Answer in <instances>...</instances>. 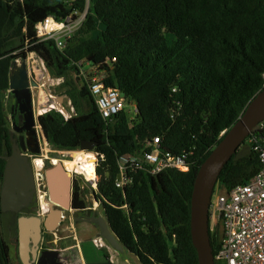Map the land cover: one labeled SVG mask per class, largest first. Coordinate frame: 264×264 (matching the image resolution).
I'll use <instances>...</instances> for the list:
<instances>
[{
	"label": "trees",
	"instance_id": "16d2710c",
	"mask_svg": "<svg viewBox=\"0 0 264 264\" xmlns=\"http://www.w3.org/2000/svg\"><path fill=\"white\" fill-rule=\"evenodd\" d=\"M85 5L86 0H0V181L1 155L11 146L1 104L11 64L34 53L64 78L68 71L78 73L79 62L94 66L105 74V87L135 101L131 123L125 110L106 123L84 83L78 93L85 104L81 113L64 120L50 107L38 113L37 122L57 150L96 143L93 149L104 156L95 167L97 197L111 231L140 264H198L189 226L193 182L247 103L264 90V2L89 0L81 31L64 49L37 38L35 26L47 16L64 19ZM153 135L161 137L165 150L191 152L189 169L138 171L124 190L116 188L117 156L138 150ZM248 138L222 168L216 182L222 190L259 171ZM221 235L219 224L209 226L213 255ZM13 254L0 231V264H11Z\"/></svg>",
	"mask_w": 264,
	"mask_h": 264
},
{
	"label": "built area",
	"instance_id": "2783aa9c",
	"mask_svg": "<svg viewBox=\"0 0 264 264\" xmlns=\"http://www.w3.org/2000/svg\"><path fill=\"white\" fill-rule=\"evenodd\" d=\"M86 9L87 7L83 12L71 13L64 19L46 17L35 27L37 38L52 39L59 50L64 49L69 40L81 31ZM82 64V62L78 63V74L93 97L103 120L109 123L115 115L125 110L127 121L131 123L138 112L135 101L127 99L126 104L127 97L123 96L119 89L105 87L102 78L95 75L96 67L89 66L88 72L84 73ZM262 79L264 86V73ZM74 116L75 113H71L63 117L67 120ZM248 143L258 155L259 171L248 182L235 185L227 191L216 188L210 199V229L213 230L219 224L222 232L219 248L213 255L215 264H264V121L252 130ZM94 152L92 151L95 156V174V167L104 156L95 150ZM190 155L191 152L172 153L165 150L159 135L150 136L144 140L138 150L117 156L118 172L114 185L124 190L132 182L133 174L138 171H145L151 175L166 169L187 171ZM70 172L84 178L82 174L75 172V169H71ZM85 181L90 183L91 180L85 179ZM90 186V189L97 193V183L94 181ZM100 204V199H96L93 207L96 208ZM121 208L127 210V205L123 204ZM93 242L98 248L105 245L101 239H94Z\"/></svg>",
	"mask_w": 264,
	"mask_h": 264
},
{
	"label": "water",
	"instance_id": "95a60500",
	"mask_svg": "<svg viewBox=\"0 0 264 264\" xmlns=\"http://www.w3.org/2000/svg\"><path fill=\"white\" fill-rule=\"evenodd\" d=\"M9 74V88L15 97L19 111L23 114L24 125L22 129H33L35 125L32 107L31 88H36L37 83L29 79L28 70L24 61L16 66L11 64ZM124 96V93H121ZM60 100V99H59ZM128 100L126 98L125 103ZM66 115V112H64ZM264 120V90L257 93L245 106L237 121L224 133L220 142L212 149L209 155L200 165L193 182L190 199V237L191 243L197 253L198 264H215L209 239V203L217 178L231 156L244 142L252 129ZM96 145L93 141H81L79 148L92 150ZM53 146V145H52ZM59 158V155L56 154ZM44 180L48 189L47 198L43 203L47 206L44 219L39 216H21L18 218V251L20 259L24 264H31L36 259L37 250L41 239V227L48 231L57 228L63 217V210L70 207V177L58 162L56 164L45 163ZM26 169L24 159L14 158L9 168V176L13 173L16 181L10 182V192L4 208L7 210H20L15 202L20 190L17 187L18 180ZM71 176V175H70ZM45 187V189H46ZM4 209V210H5ZM100 231L95 239H101L105 244L111 246L116 252H123L124 247L116 235L109 228L105 218L97 219ZM56 256L55 250L45 249L37 264H43L47 256Z\"/></svg>",
	"mask_w": 264,
	"mask_h": 264
},
{
	"label": "flooded vegetation",
	"instance_id": "af4514ba",
	"mask_svg": "<svg viewBox=\"0 0 264 264\" xmlns=\"http://www.w3.org/2000/svg\"><path fill=\"white\" fill-rule=\"evenodd\" d=\"M14 101L10 105L9 116L4 115L5 127L8 129L9 137L11 140L10 149H7L1 156L5 160V170L0 181V231L5 240H7L14 250V254L11 255V264H24L20 259V256L15 254V248L17 249L18 244V229L17 223L18 218L21 216H41L43 220L44 215H41L39 208L41 206V211L46 212V207L42 203L44 197L48 196V189L45 184L44 175L48 167L45 163L50 162V158L54 157L57 152H53L52 144L49 141H43L44 145L48 146L49 155L43 154V148L40 143V136L38 130L36 129V115L35 125L33 129H22L24 125L23 114L19 111L18 105L16 103L15 97L11 94ZM33 107V105H32ZM34 112V111H33ZM81 149L71 150L72 153L78 152ZM71 153V154H72ZM41 156L42 160L38 164V159L34 157ZM24 159L26 163V169L22 177L18 180L17 187L20 190V193L17 194L16 199L19 202H15L18 206H21L20 210H7L4 208L8 199V194L10 192V182L13 184V181H16L14 174L12 173L9 176V168L12 166L14 158ZM59 159H52V163L62 162V156L59 154ZM75 164V163H74ZM73 164V165H74ZM72 165V166H73ZM37 166V167H36ZM67 172L71 170L66 168ZM77 170V167H76ZM73 171V170H72ZM68 172V173H69ZM70 177V207L63 210L62 220L59 222L56 229L53 231H48L45 227H41V239L39 247L36 254V259L31 264H37L41 258V253L45 249L56 250L54 248L45 247L46 243L55 240H62L66 238H73L74 230L76 227L79 228L80 225L89 226V230L94 231V233H99L100 228L97 223L99 217L104 216L103 207L99 206L98 208L93 207V202L96 199V194L85 184L78 183V193L77 198L80 200L78 205L73 203L76 193V181L78 182L76 175H69ZM46 187V189H45ZM5 209V210H4ZM79 226V227H78ZM72 228H75L72 230ZM60 230H63L61 232ZM88 233V232H87ZM60 234V235H59ZM83 234V237L86 235V232L80 233ZM14 238L16 240V245L11 243L10 239ZM55 239V240H53ZM61 252L57 253L56 256H47L43 264H62L60 261ZM17 259L18 262H15Z\"/></svg>",
	"mask_w": 264,
	"mask_h": 264
},
{
	"label": "rangeland",
	"instance_id": "374dc122",
	"mask_svg": "<svg viewBox=\"0 0 264 264\" xmlns=\"http://www.w3.org/2000/svg\"><path fill=\"white\" fill-rule=\"evenodd\" d=\"M171 38L172 37H170V40ZM22 61H24L26 64L29 79L37 83L36 88H33V87L31 88L33 111L36 116L39 113L40 105H43V110L49 109L50 107H54L55 109H58L60 111L62 110L60 113L67 112V114H71V113L78 114L84 110L85 104L79 98V95H78L79 90L81 86L83 85V80L81 76H79V74L75 72V70L68 71L66 73V78L62 76H56L53 74L52 71H50L45 66L42 59L37 57L34 53H29L25 60H21V59L16 60L15 64L19 67ZM82 70L84 73L88 72V67L82 66ZM47 74L49 75V77H47ZM95 75L99 78H103L105 74L102 72H98V73L96 72ZM11 94L12 93L9 90H6L1 94V104H2V109H3V113L5 116H9L10 105L14 101ZM56 98H59V99L62 98V99H60V102H58ZM47 101L49 102L47 103ZM36 125H37L36 129L38 130V133L40 136L41 147L43 148V151L41 152L45 155H49L50 153L48 151V146L44 145V142H43L45 139L44 138L45 134L43 133V130L39 128L40 124L38 122L36 123ZM82 150L85 153L88 151L94 152L93 149L92 150L82 149ZM84 152L78 151V152H74L71 154L72 156L75 157L74 163H78L80 158L81 157L83 158L85 156ZM76 156H81V157L76 159ZM34 158L39 160L41 156H36ZM39 163L40 161H38V164ZM63 167L66 168L64 163H63ZM77 169H78L77 170L78 172H82L83 174H85V172L81 170V167H79V165ZM72 175H75V174L72 173ZM76 176H77L78 182L77 181L75 182L76 183V193H75V198H74L73 203L80 205L79 204L80 200L77 198L78 186H79L78 183L79 184L83 183L89 188H91L90 183H93L94 181L97 183V181L99 180V176L96 174V172L95 174L93 172V175L89 176L91 180L90 183L89 181H85V179L81 175H76ZM215 187L218 188V190L221 189L219 185H216ZM39 211H40V208H39ZM74 229L75 228H72V230ZM60 231L63 232V230H60ZM10 241L13 244L16 243V240L14 238H11ZM73 243H75L73 238H66L64 239V241H60V240L52 241L51 240L50 242L46 243L45 247L55 248V249H65V247H69L70 245L72 246ZM65 251L57 250L56 252L60 253V252H65ZM127 256L133 264H140L135 255L127 252ZM15 262H18L17 259Z\"/></svg>",
	"mask_w": 264,
	"mask_h": 264
},
{
	"label": "crops",
	"instance_id": "0c3cea01",
	"mask_svg": "<svg viewBox=\"0 0 264 264\" xmlns=\"http://www.w3.org/2000/svg\"><path fill=\"white\" fill-rule=\"evenodd\" d=\"M83 232H86L84 237L83 234L80 235ZM97 235L98 233L89 230V226L87 225H80L79 228L76 227L73 234L75 243L72 246L65 247V249H56V251L66 250L65 252H61L63 254H60V262L62 264H133L127 256L126 249H123V252L119 253L111 246L96 247L92 239ZM60 241H64V239ZM14 244L16 245V243ZM16 246L15 254L17 252L19 255L18 244Z\"/></svg>",
	"mask_w": 264,
	"mask_h": 264
},
{
	"label": "bare ground",
	"instance_id": "6f19581e",
	"mask_svg": "<svg viewBox=\"0 0 264 264\" xmlns=\"http://www.w3.org/2000/svg\"><path fill=\"white\" fill-rule=\"evenodd\" d=\"M56 99H57L58 102H60L59 98H56ZM42 109H43V105H40L39 112ZM36 120H37V116H36ZM80 151L81 152H84L83 150H80ZM71 153H72L71 150H60L59 151V154H61V156H62V162L64 163L65 167L68 168V169H70L71 165L74 164V160H75V157L72 156ZM80 157L81 156H76V159L77 158H80ZM94 157H95L94 156V153L89 152V151L86 152L85 153V156L83 158L81 157L80 160L78 161V163H75L71 167V169H75V172L81 173L84 176L85 179L90 180L89 176H92L93 175V172H94ZM39 161H41V160H39ZM41 164H42V162H41ZM37 165H39V164H37ZM78 165H79V167H81V170H83L85 172V174H83L82 172H78L77 171L78 169L76 170V166L78 167ZM62 167H63V165H62ZM66 168L63 167V169H64L65 172H67L65 170ZM45 207L46 206L44 205V208Z\"/></svg>",
	"mask_w": 264,
	"mask_h": 264
},
{
	"label": "clouds",
	"instance_id": "9594fccd",
	"mask_svg": "<svg viewBox=\"0 0 264 264\" xmlns=\"http://www.w3.org/2000/svg\"><path fill=\"white\" fill-rule=\"evenodd\" d=\"M87 1H88V2H87ZM86 7H87V9H86V13H87L88 8H89V0H86L85 8H86ZM85 8H84V9H85ZM83 11H84V10H83ZM83 11H82V12H83ZM47 17H48V16H47ZM54 18H55V17H54ZM85 18H86V15H85ZM83 23H84V22H83ZM36 25H37V24H36ZM35 27H36V26H35ZM35 32H36V31H35ZM21 60H22V59H21ZM42 61H43V60H42ZM14 62H16V60H15ZM43 63H44V62H43ZM16 66H17V65H16ZM84 66H86V65H84ZM86 67H87V66H86ZM11 71H12V70H11V67H10V73H11ZM10 73H9V74H10ZM47 77H49L48 74H47ZM262 86H263V84H262ZM8 90L11 91L10 88H9ZM11 93H12V92H11ZM124 95H125V94H124ZM60 99H62V98H60ZM127 99H128V98H127ZM61 115H62V117H63V116H64V113H61ZM66 115H67V112H66ZM75 115H76V113H75ZM63 118H64V117H63ZM263 121H264V120H263ZM263 121H262V122H263ZM36 123H37V120H36ZM38 123L40 124V122H38ZM260 123H261V122H260ZM257 125H258V124H257ZM257 125H256V126H257ZM39 126H40L39 128H41V124H40ZM256 126H255V127H256ZM36 127H37V126H36ZM255 127H254V128H255ZM254 128H253V129H254ZM41 129H42V128H41ZM253 129H252V130H253ZM251 132H252V131H251ZM251 132H250V133H251ZM43 133H44V131H43ZM250 133H249V135H250ZM249 135H248L247 137H249ZM247 137H246V138H247ZM44 138H45L44 141H48V137H47L46 132H45ZM248 139H249V138H248ZM247 142H248V141H247ZM51 146H52V145H51ZM54 149H55V148H54ZM54 149H53V146H52V150H53V152H54V153L57 152V153H55V154H58V155H59V151H60V150H57V149L54 150ZM78 149H79V148H78ZM81 150H82V149H81ZM93 150H94V149H93ZM45 156H46V155H45ZM55 158H56V159H59L60 157L58 158V157H56V155H55L54 157H51V158H50V164H56V162H55V163H52V159H55ZM40 159L42 160L43 158L41 157ZM42 163H43V160H42ZM57 163H58V162H57ZM59 163H60V162H59ZM36 167H37V166H36ZM66 173H67V172H66ZM70 173H71V172H70ZM70 173H68V174H69V175H72V173H71V174H70ZM75 175H76V174H75ZM215 186H216V184H215ZM215 189H216V187H214L213 192L215 191ZM221 190H222V189H221ZM93 192H94V191H93ZM213 192H212V194H213ZM94 193L96 194V199L99 200L100 197H97V193H96V192H94ZM211 196H212V195H211ZM96 199H95V200H96ZM210 199H211V198H210ZM100 201H101V199H100ZM42 203H43V202H42ZM43 204H44V203H43ZM44 205H45V204H44ZM45 206H46V205H45ZM99 206H102V201H101V204H100ZM99 206H98V207H99ZM98 207H96V208H98ZM46 210H47V206H46ZM39 212L41 213V215H44V212L41 211V206H40V211H39ZM105 220H106V218H105ZM106 222H107V221H106ZM107 224H108V223H107ZM108 226H109V225H108ZM209 226H210V222H209ZM109 228H110V227H109ZM94 239H95V238H93L92 241H93ZM93 243H94V242H93ZM104 246L107 247L108 245L105 244ZM124 249H125V248H124ZM55 251H56V250H55Z\"/></svg>",
	"mask_w": 264,
	"mask_h": 264
}]
</instances>
